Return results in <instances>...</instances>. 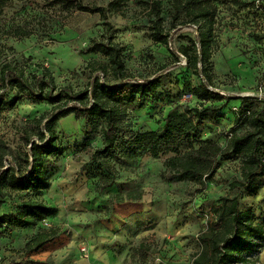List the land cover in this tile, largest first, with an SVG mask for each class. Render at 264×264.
<instances>
[{
    "label": "rangeland",
    "instance_id": "obj_1",
    "mask_svg": "<svg viewBox=\"0 0 264 264\" xmlns=\"http://www.w3.org/2000/svg\"><path fill=\"white\" fill-rule=\"evenodd\" d=\"M85 2L106 7L109 0ZM220 9L219 49L212 60L211 88L264 102V15L252 10L239 12L230 6ZM146 12L138 1L119 13L110 12L108 21L115 32H106L98 14L49 8L44 0H10L0 16V70L9 64L33 81V75L42 80L46 69L55 93L81 94L108 64L101 54L84 51L114 35V41L126 49V69L133 79L153 78L164 71L155 94L128 105V125L133 130L156 131L176 105L198 107L189 92L198 79L184 62L183 67L175 65L167 48L152 41ZM17 28L30 35H15ZM183 33L193 35L194 30L187 28ZM182 43L176 40L173 47ZM103 80L114 82L108 71ZM0 93L8 100L16 95L9 87ZM63 102L59 106L34 103L24 97L7 106L0 115V147L5 144L10 154L17 151L27 121L52 112ZM239 107L240 101L232 100L219 117L208 119L198 128L200 140L226 148L232 131L245 130L235 122ZM56 132L65 153L49 159L54 169L49 189L39 194H13L0 207V214L16 213L24 200L32 198L54 208V214L28 229L0 231V264H192L211 208L229 195L230 184L241 178L239 161L224 156L204 188L165 180L164 162L174 154L169 148L159 157L141 152L129 162V169L119 172L115 183L103 187L101 178L108 174L101 156L91 160L102 149L101 134L73 115L61 119ZM120 197L125 201H118ZM241 210L252 212L255 224L264 227V188L257 196L245 195ZM42 232L56 234V238L35 251V237ZM256 245L258 249L244 256L264 264V240H257Z\"/></svg>",
    "mask_w": 264,
    "mask_h": 264
},
{
    "label": "trees",
    "instance_id": "obj_2",
    "mask_svg": "<svg viewBox=\"0 0 264 264\" xmlns=\"http://www.w3.org/2000/svg\"><path fill=\"white\" fill-rule=\"evenodd\" d=\"M44 1L49 8L98 14L104 21L106 32H115L108 21L110 12L119 13L132 1L144 4L152 41L167 48L175 65L183 67L181 63L185 62L184 67L198 79V84L189 92L199 105L185 108L176 105L156 131L133 130L128 125V105L155 94L164 71L153 78L133 79L126 69V49L114 41V35L105 41L94 42L84 51L101 54L107 58L108 64L81 94L55 93L57 89L51 85L53 79L46 69H43L42 80L33 75L35 80L32 81L23 72L18 73L11 65L4 64L0 70V91L9 87L16 95L8 100L0 93V115L7 106H14L24 97L34 103L48 102L59 106L64 102L52 112L27 121L17 151L10 154L6 145H1L0 207L13 194H39L49 189L54 175L49 159L65 153L56 125L61 119L73 115L76 119L86 120L92 132L101 134L102 149L91 160H96V155L101 156L104 172L108 174L101 178L103 187L115 183L119 172L129 169V162L145 150L153 157H159L161 152L170 148L174 154L164 162L163 178L187 181L201 188L216 174L224 156L237 159L241 178L233 181L229 195L219 198L211 208L206 230L198 237L200 251L192 264H262L244 256L258 249L256 241L264 240V227L255 224L252 212L241 210V200L245 195L257 196L264 188V102L254 97L222 94L211 87L212 60L219 49L217 32L221 6L264 15V0H255L254 4L243 0H109L106 7L87 4L85 0ZM9 3L10 0H0V16ZM187 28L193 29L194 34L183 33ZM14 34L30 35L20 28L15 29ZM176 40L183 41L178 48L173 47ZM106 71L112 75L113 83L103 80ZM232 100L240 101L235 122L245 128L244 132L232 131L226 148L211 141H201L198 128L208 119L219 117ZM86 135L91 137L90 132ZM6 162H9L8 166ZM118 201L124 202L125 199L120 197ZM54 210L39 200L26 199L18 212L0 214V231L34 227L53 215ZM55 238L56 234L39 233L33 249L39 250Z\"/></svg>",
    "mask_w": 264,
    "mask_h": 264
},
{
    "label": "built area",
    "instance_id": "obj_3",
    "mask_svg": "<svg viewBox=\"0 0 264 264\" xmlns=\"http://www.w3.org/2000/svg\"><path fill=\"white\" fill-rule=\"evenodd\" d=\"M184 64H185V62H184Z\"/></svg>",
    "mask_w": 264,
    "mask_h": 264
}]
</instances>
